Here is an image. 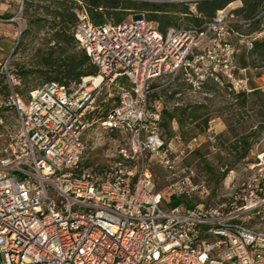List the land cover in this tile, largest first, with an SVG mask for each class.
<instances>
[{"label":"built area","instance_id":"2783aa9c","mask_svg":"<svg viewBox=\"0 0 264 264\" xmlns=\"http://www.w3.org/2000/svg\"><path fill=\"white\" fill-rule=\"evenodd\" d=\"M22 7L23 0L13 19L18 35ZM230 10L163 33L144 11L94 25L82 8L73 37L97 74L47 82L26 97L17 91L19 74L0 60L7 85L0 110L16 116L12 129L0 113V264H264V227L250 224L264 225V152L251 164L262 167L236 196L238 205H207L206 181L180 164L162 136L161 110L148 104L150 84L161 77L181 75L193 91L209 80L249 90L248 68L236 66L229 41ZM253 39L245 40L247 49ZM110 84L118 87L116 102L98 122L128 136V148L108 166L84 165L83 136L95 122L89 115ZM215 134L209 128L185 146L191 151ZM151 159L168 172L165 192L155 186ZM165 197L199 201L171 206Z\"/></svg>","mask_w":264,"mask_h":264},{"label":"trees","instance_id":"16d2710c","mask_svg":"<svg viewBox=\"0 0 264 264\" xmlns=\"http://www.w3.org/2000/svg\"><path fill=\"white\" fill-rule=\"evenodd\" d=\"M40 1H43V4ZM233 1H239V4L230 10L232 17L228 18L227 27L229 41L233 42V39L236 43L243 41V44L238 46L233 44L236 48L235 64L237 67L248 68L249 90L234 91L228 85L224 86L222 89L232 97L233 101L228 102L222 112L213 115L208 104L204 102H180L169 108L166 103L178 94V90L170 91L166 88L160 122L165 136L172 137L176 134L173 126L176 123L180 135L185 137L193 133L204 134L209 129L212 119L223 117L226 133L217 134L214 137L215 146L218 149L214 153L216 163L208 160L200 146L191 150L206 176L221 182L237 164L252 161L250 155L256 145L261 152H264V146L260 144L264 139V87L258 82V79L264 76V35H262L264 33V0H23L25 4L23 10L28 16H32L29 13L31 7L35 9V13L39 11V15H42L34 18L33 21H48L49 42L52 45L45 52L37 54L38 67L23 70L20 73L24 77V82L28 72L37 74L40 79L37 87L53 81L70 84L80 81L82 77L97 74V67L91 63L85 51L73 37L77 12L82 8L87 11L94 25L115 24L133 11H144L147 19L164 33L168 27L182 21L197 26L211 21L218 10L226 8ZM250 37L254 39L252 47L247 49L245 39ZM119 82L127 87L130 85L124 77ZM154 87V85L151 86V88ZM35 88L23 87L17 88V91L25 96ZM202 88L214 92L217 91L218 85L209 80L204 82ZM6 92L4 76L0 75V93ZM152 95L156 94L153 92ZM109 100L113 101V104L102 102L93 110L89 118H102L115 105L116 97ZM2 112L0 110V113ZM164 202L171 206L183 204L190 207L194 204L188 199L175 197H165ZM231 203L225 207L230 208Z\"/></svg>","mask_w":264,"mask_h":264},{"label":"rangeland","instance_id":"374dc122","mask_svg":"<svg viewBox=\"0 0 264 264\" xmlns=\"http://www.w3.org/2000/svg\"><path fill=\"white\" fill-rule=\"evenodd\" d=\"M40 3L43 4V1H40ZM45 3H47V1ZM237 4L238 1H233L228 5V7L233 8L237 6ZM24 6L25 4L23 3L21 20H19L22 24L21 34L18 35L17 23L15 22L14 39H12L8 45L4 46V48L0 50L1 61L8 59L9 68H12L17 74H19L20 84L17 87L18 89L23 87L35 88L38 86L40 79L37 74L28 72L26 81L24 82V77L21 75L20 71L32 70L33 68L38 67L39 62L37 54L39 52H45V50L49 48L50 45H52V43L49 42L50 32L48 28V21H33L34 18L41 17L42 15H39V11L35 13V9L31 7L29 9V13L32 14V16H28V14H26L23 10ZM46 18L49 19L48 16H46ZM262 35H264V33H262ZM232 44L238 46V44H243V41L236 43L233 39ZM248 77H250L249 73ZM258 82L260 85H262V87H264V80H259ZM152 85L155 87L152 88V91L149 95L148 104L153 109H162L164 105L163 100H165L164 90L166 88L170 91L178 90V94L166 103L169 108H172V106L179 104L180 102H204L208 104L209 109L213 112V115H215L217 112H222L224 110L223 107L226 106L228 102L233 101L232 97L228 95L221 86H218L217 91L214 92L206 91L203 88L193 91L182 79L181 75L175 77L174 80H170L166 77L154 79L151 82L150 87ZM117 92L118 87L115 84L104 86L96 95L94 109L101 105L102 102H109L110 105L113 104V101H110L109 99L117 97ZM153 92L156 95L151 96ZM19 95L22 97L27 96H23L21 94ZM99 112H101V110ZM224 114L225 113H223V115ZM3 115L6 117V121L4 120L5 124L10 128L15 129L14 125L16 123V116L14 111H4ZM216 118H219V120L224 123L223 117ZM173 126L176 134L180 135L177 124L174 123ZM221 133H226V130L224 129L222 132L216 133L213 136V139L203 140L201 142L202 145H199L202 149V152L207 156L208 160L212 161L214 164L216 163L214 153L218 150L215 146L214 137ZM195 135L196 134L194 133L185 137L180 135L181 142L178 143L175 140L174 135L172 137H167L164 135V133H162L164 140L172 143L176 154L182 159H180V164L191 165L195 170L196 175L206 181L208 186V194L201 201L207 205L211 204L229 206L231 202L232 205H238L239 200L236 198V196L241 193V189L244 185L252 182L253 178L257 176L260 167H262H251V164L256 162L257 155L262 153L261 150H259L258 145L254 147L253 152L250 155V158L252 159L251 162H241L237 164L221 182H216L214 179L206 176L196 155L193 154V151H189V149L185 146L187 141ZM83 141L85 143V152L83 155L82 164L98 167L110 165L117 158L118 150L122 148L127 149L129 143L128 136L125 134L121 132H109L102 129L98 119L96 118L94 124L84 134ZM2 143L3 141L0 139V152ZM260 144L264 146V139L261 140ZM151 160V168L155 186L157 189L165 192L166 185L169 182L168 172L154 159ZM198 201L199 200L197 198H192L189 200L190 203H196ZM250 224L256 225V227H264V225L258 223V220L251 221Z\"/></svg>","mask_w":264,"mask_h":264},{"label":"crops","instance_id":"0c3cea01","mask_svg":"<svg viewBox=\"0 0 264 264\" xmlns=\"http://www.w3.org/2000/svg\"><path fill=\"white\" fill-rule=\"evenodd\" d=\"M20 1L21 0H0V50L14 39L15 20L13 19L17 15ZM259 80H264V76L259 78L258 81ZM209 128L218 133L225 129V125L219 118H214L211 120Z\"/></svg>","mask_w":264,"mask_h":264},{"label":"bare ground","instance_id":"6f19581e","mask_svg":"<svg viewBox=\"0 0 264 264\" xmlns=\"http://www.w3.org/2000/svg\"><path fill=\"white\" fill-rule=\"evenodd\" d=\"M88 79H89V78H88ZM100 80H101L100 77H95V79H94V83L96 84V83H98Z\"/></svg>","mask_w":264,"mask_h":264}]
</instances>
